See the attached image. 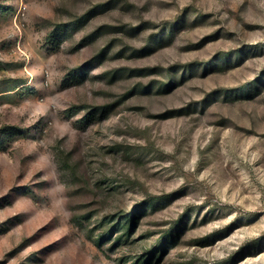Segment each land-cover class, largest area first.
I'll use <instances>...</instances> for the list:
<instances>
[{
  "label": "rangeland",
  "instance_id": "1",
  "mask_svg": "<svg viewBox=\"0 0 264 264\" xmlns=\"http://www.w3.org/2000/svg\"><path fill=\"white\" fill-rule=\"evenodd\" d=\"M0 264H264V0H0Z\"/></svg>",
  "mask_w": 264,
  "mask_h": 264
}]
</instances>
